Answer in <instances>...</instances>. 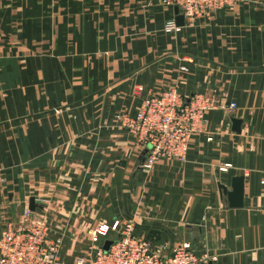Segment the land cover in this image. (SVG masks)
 Segmentation results:
<instances>
[{
  "label": "crops",
  "instance_id": "crops-1",
  "mask_svg": "<svg viewBox=\"0 0 264 264\" xmlns=\"http://www.w3.org/2000/svg\"><path fill=\"white\" fill-rule=\"evenodd\" d=\"M174 7L0 0V218L15 222L34 196V212L63 239L56 264L86 253L96 222L128 216L152 245L187 241L215 255L207 264H264V0L165 31ZM172 85L185 99L205 93L235 107L206 112L184 160L145 169L115 113ZM235 174L242 202L231 207L218 183L230 188Z\"/></svg>",
  "mask_w": 264,
  "mask_h": 264
},
{
  "label": "built area",
  "instance_id": "built-area-1",
  "mask_svg": "<svg viewBox=\"0 0 264 264\" xmlns=\"http://www.w3.org/2000/svg\"><path fill=\"white\" fill-rule=\"evenodd\" d=\"M164 1L176 4L184 23L192 25L197 18L209 17L216 9L231 8L244 0ZM176 27L171 18L165 31ZM136 89L141 90L142 86ZM234 107V101L224 103L205 93H193L185 99L172 85L143 97L133 113L120 111L115 118L133 133L135 145L144 150L141 166L150 169L158 159H185L192 135L205 129L208 110L224 108L231 113ZM229 167L231 163L224 162L218 169L226 171ZM260 182L264 183V178ZM1 214L4 215V210L0 207ZM133 227L131 216L99 220L88 229L87 251L78 255L74 264H207L215 258L207 251L196 254L187 241L152 245L148 239L133 234ZM106 239L112 240L107 249L103 247ZM62 242L61 236L49 233L44 217L29 206L22 208L15 222L8 217L0 218V264H56Z\"/></svg>",
  "mask_w": 264,
  "mask_h": 264
},
{
  "label": "water",
  "instance_id": "water-1",
  "mask_svg": "<svg viewBox=\"0 0 264 264\" xmlns=\"http://www.w3.org/2000/svg\"><path fill=\"white\" fill-rule=\"evenodd\" d=\"M175 10V24L176 25H182L184 24V18L183 15L179 12L177 5L174 7ZM239 118L231 117V129L234 131H239ZM242 175L241 174H235L231 176V182H230V188L227 187L224 183L219 182L218 183V189L219 191L226 195V199L228 202V205L231 207L234 206H240L242 202ZM29 208L34 210L37 206L35 202L34 196H31L29 198L28 202ZM112 240L106 239L103 243V247L107 249L109 245L111 244Z\"/></svg>",
  "mask_w": 264,
  "mask_h": 264
},
{
  "label": "rangeland",
  "instance_id": "rangeland-1",
  "mask_svg": "<svg viewBox=\"0 0 264 264\" xmlns=\"http://www.w3.org/2000/svg\"><path fill=\"white\" fill-rule=\"evenodd\" d=\"M174 5H176V4H174ZM178 7V6H177ZM179 10V9H178ZM184 18V17H183Z\"/></svg>",
  "mask_w": 264,
  "mask_h": 264
}]
</instances>
